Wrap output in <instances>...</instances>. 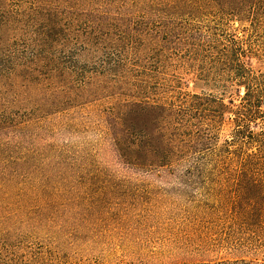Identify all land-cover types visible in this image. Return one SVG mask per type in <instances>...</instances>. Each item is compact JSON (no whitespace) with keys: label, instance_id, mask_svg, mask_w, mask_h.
Returning <instances> with one entry per match:
<instances>
[{"label":"rangeland","instance_id":"obj_1","mask_svg":"<svg viewBox=\"0 0 264 264\" xmlns=\"http://www.w3.org/2000/svg\"><path fill=\"white\" fill-rule=\"evenodd\" d=\"M108 2L113 22L124 20L137 36L151 99L180 105L196 95L233 110L241 105L244 88L230 85L226 93L221 83L199 76L210 65L206 57L190 60L193 37L206 56V41L234 35L251 46L253 71L264 74V25L215 15L161 22L160 15L136 9L160 0ZM158 23L161 30L173 26L181 46L149 36ZM116 101L87 104L9 134L12 145L30 142L14 151L31 162L0 163V264H264V168L133 169L109 135L106 114ZM261 110L253 125L258 131L264 130ZM232 128L226 120L215 148L230 140Z\"/></svg>","mask_w":264,"mask_h":264},{"label":"trees","instance_id":"obj_2","mask_svg":"<svg viewBox=\"0 0 264 264\" xmlns=\"http://www.w3.org/2000/svg\"><path fill=\"white\" fill-rule=\"evenodd\" d=\"M109 5L108 0H0V163L31 162L14 151L30 142L12 145L7 139L22 125L40 128L49 117L111 98L117 101L106 114L109 135L115 152L133 169L264 168V130L253 127L263 117L264 74L250 67L251 46L224 33L204 40L206 56L200 54V38L189 44L191 61L209 62L208 75L200 77L221 83L226 93L230 85L244 88L235 110L220 99L196 95L180 105L151 99L137 36L124 20L113 22ZM136 9L160 15L161 22L215 15L264 25V0H160ZM158 24L159 31L149 36L181 46L173 26L161 30L163 23ZM226 120L233 127L231 138L215 148Z\"/></svg>","mask_w":264,"mask_h":264}]
</instances>
